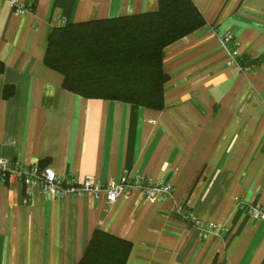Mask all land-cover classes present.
<instances>
[{
  "label": "crops",
  "instance_id": "obj_1",
  "mask_svg": "<svg viewBox=\"0 0 264 264\" xmlns=\"http://www.w3.org/2000/svg\"><path fill=\"white\" fill-rule=\"evenodd\" d=\"M205 24L162 49L164 107L86 98L44 62L50 30L67 22L155 10L157 0H0V158L48 165L101 184L145 175L173 186L148 201L90 194L23 202L0 179V264H77L95 228L131 242L126 264H264V0H192ZM231 39L222 44L221 39ZM232 55L251 60L244 71ZM44 164V165H43ZM183 202L207 235L174 213Z\"/></svg>",
  "mask_w": 264,
  "mask_h": 264
},
{
  "label": "trees",
  "instance_id": "obj_2",
  "mask_svg": "<svg viewBox=\"0 0 264 264\" xmlns=\"http://www.w3.org/2000/svg\"><path fill=\"white\" fill-rule=\"evenodd\" d=\"M204 24L192 0H157L155 10L53 27L43 62L62 75L64 89L82 97L160 110L168 80L162 49ZM237 59L251 69V60ZM131 246L128 239L97 227L77 264H126Z\"/></svg>",
  "mask_w": 264,
  "mask_h": 264
},
{
  "label": "built area",
  "instance_id": "obj_3",
  "mask_svg": "<svg viewBox=\"0 0 264 264\" xmlns=\"http://www.w3.org/2000/svg\"><path fill=\"white\" fill-rule=\"evenodd\" d=\"M14 12L22 14L24 12V4L21 0H9ZM231 39L230 34L221 39L222 44ZM237 65L240 70H250L249 66H243L237 56L232 55L230 62ZM0 179L4 183H10L14 179L18 180L23 189V202L27 204L35 194H42L51 198H63L69 194L82 196L90 194L94 199L104 197L111 203L119 196H127L134 188L139 189L148 201H158L169 199L173 196V186L170 183L160 182L145 175L127 178L121 176L117 180H108L105 184L94 176H84L77 179L74 176L58 175L51 166L39 165L22 166L18 162H14L12 167L8 168L3 159L0 158ZM250 216L262 219L264 218V208L258 205H251L247 208ZM174 213L197 226L204 235L215 233L220 227L213 222L200 224L192 214L191 210L183 203H177L174 207ZM192 222V223H191Z\"/></svg>",
  "mask_w": 264,
  "mask_h": 264
}]
</instances>
